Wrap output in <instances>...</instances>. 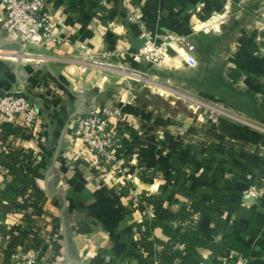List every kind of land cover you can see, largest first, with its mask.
I'll list each match as a JSON object with an SVG mask.
<instances>
[{"label":"crops","instance_id":"crops-1","mask_svg":"<svg viewBox=\"0 0 264 264\" xmlns=\"http://www.w3.org/2000/svg\"><path fill=\"white\" fill-rule=\"evenodd\" d=\"M50 1L61 38L57 44L0 37V92L24 93L37 109L35 135L19 144L38 152L34 186L45 195L48 211L38 224L40 264H158L162 244L155 239L169 236L156 226L147 239L154 241L152 246L145 247L140 242L144 227L154 218L173 227L196 222L199 213L192 212L191 204L198 200L212 209L199 220L204 236L223 221L225 233L242 238L252 250L247 257L229 251L223 257L227 264H264V132L227 114L264 124V0H178L175 5L128 0V10L141 15L159 42L184 36L195 46L189 61L186 47L171 41L170 54L159 65L135 58L144 38L122 0H99L105 11L95 8L93 0ZM3 12L0 4V19ZM81 44L145 74L148 81L85 63ZM213 65L235 74L234 85L250 90L256 107H231L189 83ZM144 86L149 93L140 96ZM155 92L166 101L149 102ZM117 106L123 111L116 129L127 142L120 150L129 152L117 155L123 174L130 176L122 191L117 172L93 163L75 133L79 115ZM172 150L185 159L180 173L170 161ZM227 178L234 179L235 191L225 198L234 204L231 210L215 194ZM7 180L10 176L0 172V188ZM252 185L261 193L245 197ZM142 194L150 196V203L140 200ZM182 207L192 212L184 220ZM19 216L0 213V251L9 244L7 232ZM223 235L218 232L214 240L221 242ZM175 246L183 248L182 243ZM20 250L8 261L0 254V264H16ZM198 252L201 264L211 260L210 249L199 247Z\"/></svg>","mask_w":264,"mask_h":264},{"label":"trees","instance_id":"trees-1","mask_svg":"<svg viewBox=\"0 0 264 264\" xmlns=\"http://www.w3.org/2000/svg\"><path fill=\"white\" fill-rule=\"evenodd\" d=\"M93 1L95 8L105 11V6L99 0ZM139 1L131 0L133 4ZM165 1L170 5H175L178 0ZM71 7L74 10L76 6L71 3ZM232 76L234 77L235 74H224L222 65L205 66L202 75L191 77L189 83L209 94L216 95L231 107L252 110L256 107L254 94L250 90L236 87ZM30 135L32 134L18 122L9 119L0 122V172L10 176V180H7L4 187L0 188V213L20 215L18 222L12 225L7 232L10 239L9 244L0 251L4 261H8L9 257L16 252L17 247L22 250L28 248L41 250L43 243L38 224L42 222V215L48 211L44 207L45 195L34 186V171L38 152L32 148H24L19 144L22 139L28 138ZM121 142L127 143L125 139H121ZM118 153L123 157L129 152L122 154L120 150ZM169 157L175 170L178 173L182 172L185 159L179 158L174 150L170 152ZM233 182V178H227L222 187L215 189L216 199L226 204L229 210L233 208L234 204L225 198L235 191ZM124 188L125 186H119V191ZM261 189L264 191V188ZM140 200L148 204L150 196L142 194ZM191 208L192 212L199 213V219L196 222L191 221L186 226L173 227L160 218H154L144 227L140 242L145 247L152 246L154 241L147 239L156 226H160L169 236L167 241L161 242L159 239H155V242L162 244L161 250L157 253L158 264H201L199 247H205L211 251V260L203 264H227L223 257L229 251L245 257L252 253L250 246L242 238L225 233L226 223L223 221L219 222L217 228L212 230L210 236H204L199 226V220L204 215L210 214L212 209L203 200L192 202ZM192 212L182 207L179 217L184 220ZM54 219L55 222H58V218ZM218 232L224 233L221 242L214 240V236ZM247 233H253V230L249 229ZM176 243H182L183 248H177ZM60 247L61 244L56 242L55 250L59 251Z\"/></svg>","mask_w":264,"mask_h":264},{"label":"built area","instance_id":"built-area-1","mask_svg":"<svg viewBox=\"0 0 264 264\" xmlns=\"http://www.w3.org/2000/svg\"><path fill=\"white\" fill-rule=\"evenodd\" d=\"M3 16L0 19V37H11L22 44H39L54 46L61 38L56 32V20L53 3L50 0H0ZM127 17L140 29L144 38L143 44L134 53L135 58L144 59L148 64L159 65L170 54L168 47L171 41L184 45L190 61L195 46L184 36H170V41L159 42L155 35L150 34L143 23L141 15L128 10V0H122ZM172 48V47H171ZM82 60L92 66L117 70L131 74L138 81L147 82L145 74L130 71L121 62L110 60L105 54H98L89 45H79ZM211 108L212 106L209 105ZM122 107H112L104 111L90 109L75 119V133L84 144L87 153L93 156V163L103 162L117 172L119 186H126L130 176L123 174L118 160V152L122 147L121 136L117 132L116 123L122 114ZM234 119L250 127L264 132V124L227 113ZM0 117L20 123L28 132L34 134L37 109L27 97L15 95L14 92H0ZM261 189L252 185L244 193L245 197L258 196ZM136 201V198H133ZM16 264H40L42 250L28 248L16 253Z\"/></svg>","mask_w":264,"mask_h":264},{"label":"water","instance_id":"water-1","mask_svg":"<svg viewBox=\"0 0 264 264\" xmlns=\"http://www.w3.org/2000/svg\"><path fill=\"white\" fill-rule=\"evenodd\" d=\"M4 41L3 39H0V42ZM22 53V51H20ZM149 93V88L147 86H144L142 88V91L140 92V96L147 95ZM15 95H22L27 97L24 93L21 92H14ZM28 98V97H27ZM149 102L152 104H157L158 102H165L166 99L162 96V94L155 92L148 98ZM206 117H208V114H206ZM249 199H253L252 197H249Z\"/></svg>","mask_w":264,"mask_h":264}]
</instances>
